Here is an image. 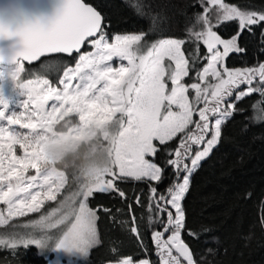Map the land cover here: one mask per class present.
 I'll list each match as a JSON object with an SVG mask.
<instances>
[{
	"label": "snow or ice",
	"instance_id": "obj_1",
	"mask_svg": "<svg viewBox=\"0 0 264 264\" xmlns=\"http://www.w3.org/2000/svg\"><path fill=\"white\" fill-rule=\"evenodd\" d=\"M127 6L150 27L112 33L85 0H60L47 21L25 19L13 28L0 20V40L19 37L22 45L7 58L0 50V80L11 79L22 97L10 110L0 91V250L35 246L47 264H77L101 244L99 209L90 199L112 193L127 200L120 185L132 179L148 182L147 196L134 203L148 226L155 225L158 264H215L208 259L212 248L197 256L183 238H200L187 224L183 201L192 174L229 122L242 115L248 126L264 125V61L226 64L231 53L246 51L239 43L244 32L260 27L264 36V10L238 0H196L199 10L187 17L182 37L152 39L167 18L145 0ZM224 22L237 23L227 39L219 34ZM85 45L91 51L81 53ZM74 52V65L50 61L58 86L48 78L21 80L24 61ZM254 95L260 100L251 111L240 107ZM51 142L62 150L50 153ZM69 188L70 195L58 199ZM52 203L57 206L45 207ZM128 209V231L141 239L132 204ZM111 251L116 259L108 264H135Z\"/></svg>",
	"mask_w": 264,
	"mask_h": 264
},
{
	"label": "trees",
	"instance_id": "obj_2",
	"mask_svg": "<svg viewBox=\"0 0 264 264\" xmlns=\"http://www.w3.org/2000/svg\"><path fill=\"white\" fill-rule=\"evenodd\" d=\"M106 18L112 33L131 34L150 27V21L134 13L127 4L133 0H85ZM139 6L140 0H134ZM153 9L165 16L167 26L153 36L180 38L184 35L187 17L198 11L196 0H145ZM241 6L264 10V0H238ZM237 31L236 22H224L219 29L227 39ZM261 28L252 33L244 32L239 43L245 52L231 53L226 59L229 68H243L264 61V36ZM86 46L81 53L89 51ZM78 55L66 58L54 55L42 58L32 65L24 64L21 80L48 78L54 84L55 68L50 61H63L73 65ZM260 100L252 96L240 107L251 111L250 105ZM259 113V105L257 106ZM221 142L210 157L192 174L190 188L183 201L187 224L199 235L192 239L184 235L197 256L212 248L208 259L215 264H264V125L248 126L245 117L237 115L223 129ZM151 159V158H150ZM162 159V154L157 160ZM73 169H69V172ZM71 180V177H70ZM167 184V181L165 182ZM127 200L112 193H96L89 206L99 209L97 229L101 244L90 250L88 257L77 264H108L115 260L112 249H118L121 257L134 261L148 260L158 264L152 232L155 225L148 226L147 216L135 205L136 196H147L148 182L130 179L120 185ZM163 187V185L161 186ZM250 194V196L248 195ZM60 197H58L59 199ZM132 204L137 216L141 239L133 236L128 228L130 216L128 205ZM52 203L46 208L55 207ZM104 209L111 210V213ZM43 211V209H42ZM39 214H33L38 216ZM210 229L205 233L203 229ZM46 259L37 255L33 247L0 250V264H45Z\"/></svg>",
	"mask_w": 264,
	"mask_h": 264
},
{
	"label": "water",
	"instance_id": "obj_3",
	"mask_svg": "<svg viewBox=\"0 0 264 264\" xmlns=\"http://www.w3.org/2000/svg\"><path fill=\"white\" fill-rule=\"evenodd\" d=\"M59 3L60 0H0V20L11 24L13 28L18 26V24L22 23L25 19L31 21L37 19L47 21L55 15ZM20 47H22V45L19 42V37L0 40V50L3 51L6 58L10 55L13 48L19 49ZM54 55L70 57L66 54H50L41 57L39 60ZM73 55H78V53L74 52ZM39 60L31 63L24 61L23 63L25 65H32Z\"/></svg>",
	"mask_w": 264,
	"mask_h": 264
},
{
	"label": "rangeland",
	"instance_id": "obj_4",
	"mask_svg": "<svg viewBox=\"0 0 264 264\" xmlns=\"http://www.w3.org/2000/svg\"><path fill=\"white\" fill-rule=\"evenodd\" d=\"M89 51H91V48L89 49ZM88 52V51H87ZM85 53V52H84ZM78 57H79V54H78V56L76 57V59H75V62H76V60H78ZM74 62V63H75ZM115 63V62H114ZM74 65V64H73ZM34 79H43V78H34ZM25 81H27V80H25ZM56 86H58V84H56ZM0 91H2V93H3V95L6 97V98H8L9 99V101H10V105H9V107H10V110H12V109H15L16 107H17V101H19V100H21L22 99V97H20V96H18V90H14V86H13V82L11 81V79H9V78H5V79H3V80H0ZM21 131H26V130H21ZM17 154H20V149L17 147ZM150 159V158H149ZM72 181L70 180V183H71ZM74 189L73 188H69V189H66L63 193H62V196L59 198V199H61V198H63V196H68V195H70V193H71V191H73ZM57 206V205H56ZM55 206V207H56ZM29 247H33L34 249H35V251H36V253H37V255H39V256H43L44 257V255L42 254V251L43 250H41V249H38L37 247H35V246H29ZM20 248H24V247H20ZM55 258V254H50L49 255V259H54ZM85 259V258H84ZM84 259H82V260H78L77 261V263L78 262H82ZM143 260H145V259H143ZM143 260H138V261H134L135 262V264H139V262L140 261H143ZM45 264H47V260H46V263ZM61 264H66V261L65 260H62L61 261Z\"/></svg>",
	"mask_w": 264,
	"mask_h": 264
},
{
	"label": "clouds",
	"instance_id": "obj_5",
	"mask_svg": "<svg viewBox=\"0 0 264 264\" xmlns=\"http://www.w3.org/2000/svg\"><path fill=\"white\" fill-rule=\"evenodd\" d=\"M61 150H62V145L59 144V143L51 142V143H49V145H48V151H49L50 153L55 154V153L60 152ZM61 162H63V161H61Z\"/></svg>",
	"mask_w": 264,
	"mask_h": 264
},
{
	"label": "flooded vegetation",
	"instance_id": "obj_6",
	"mask_svg": "<svg viewBox=\"0 0 264 264\" xmlns=\"http://www.w3.org/2000/svg\"><path fill=\"white\" fill-rule=\"evenodd\" d=\"M87 45H85L84 47H83V49L86 47ZM83 49H82V51H83ZM66 58H69V57H66Z\"/></svg>",
	"mask_w": 264,
	"mask_h": 264
}]
</instances>
